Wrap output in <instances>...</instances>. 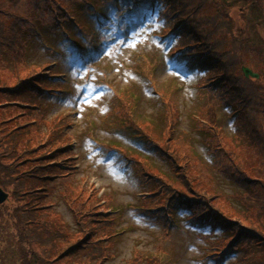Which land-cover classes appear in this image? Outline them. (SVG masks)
<instances>
[{
    "label": "trees",
    "instance_id": "1",
    "mask_svg": "<svg viewBox=\"0 0 264 264\" xmlns=\"http://www.w3.org/2000/svg\"><path fill=\"white\" fill-rule=\"evenodd\" d=\"M97 4L113 11L115 29H121L143 10L162 21L158 31L169 46L168 62L176 60L201 72L193 85L195 97L201 100L205 94V103L198 106L204 116L197 122L198 133L213 155V166L252 193L241 196L247 212L242 216L221 202L220 193L206 186L208 168L199 161L180 126L179 87L170 90L168 79L160 83L154 80V68L166 65L164 60H155L151 71L134 67L143 78L141 82L152 89L148 100L155 109L142 102L145 98L132 84L115 89L112 99L116 104L98 124L137 146L104 143L109 151L130 162L140 179L137 211L163 228L182 214L204 240L201 257L208 264H264V84L262 74L254 70L264 66V0H0V70H14L0 77V98L6 97L0 101V108L21 109L16 114L0 110V186L8 192L0 204V248L18 251L22 264H105L110 259L109 234L116 225L100 210L106 197L90 183L93 191L81 200L63 178L71 177L70 182L78 187L90 180L79 176L80 155L74 150L78 137L64 130L73 123L56 115L48 125L51 119L40 108L42 98L58 97L63 90L65 80L54 70L61 64L53 59L39 64L25 62L29 38L40 27L63 31L76 58L73 44L92 42L87 35H92L93 23L87 26L93 16L88 14H93ZM232 5L239 6V20L230 12ZM88 8L82 29L77 18L83 14L77 11ZM251 15L256 39L247 32ZM47 40L58 42L63 37L51 34ZM45 48L60 56L64 52L48 43ZM242 65H250L258 77H245ZM30 115L28 121L17 122ZM110 115L116 121L111 122ZM225 116L232 123L231 132L226 131ZM84 122L92 136L93 120L86 117ZM8 124H12L9 131ZM31 126L37 135L31 136ZM150 156L159 158L165 168L152 162ZM54 178L63 179L58 195L50 194L49 181ZM59 200L73 212L72 231L56 210ZM52 212L61 217L62 230ZM65 224L71 232L65 231ZM134 263L158 261L146 257Z\"/></svg>",
    "mask_w": 264,
    "mask_h": 264
},
{
    "label": "rangeland",
    "instance_id": "2",
    "mask_svg": "<svg viewBox=\"0 0 264 264\" xmlns=\"http://www.w3.org/2000/svg\"><path fill=\"white\" fill-rule=\"evenodd\" d=\"M240 3L243 5L242 1ZM237 8L239 6L232 5L230 12L233 17L239 20L237 18ZM89 11L90 8L85 11H77V13L83 14L77 18L82 29L85 28V25L82 24V19L83 17L87 18ZM148 13L149 11L145 12L143 10L141 14L134 16L131 22L121 29H115L113 24H115L114 22L117 19L113 11L102 8V4H97V8L93 9V14H88L90 17L93 16V19H88L89 26H87L88 29L93 23L92 35L84 33L88 34L87 39H92V42L86 43L83 41L73 44L77 52L76 59H74L75 54L71 53L70 41H65L64 36L66 34L63 31L58 32L52 28L48 30L46 27L36 28L37 31L28 41L27 61L25 59V62L28 64H39L40 62L53 59L61 64L60 69L55 68L54 70L59 73L61 80H65V85L62 87L63 90L58 97L46 96L42 98L40 100V108L51 119L47 121L48 125L53 123L54 120L52 118L56 115L61 116L60 118L71 119L73 123L70 126H64V130L74 133L73 135L78 137V142L80 143L77 142L75 144L74 150L80 155V159L77 160L81 168L79 176L86 175L90 178L86 184L81 181L80 184H85V186L81 187L80 185L78 187L70 182L71 177H63L66 178L64 179L65 182L71 184L74 195L80 194V199H84L93 191L91 190L92 184H89L94 183L99 195L102 196L104 194L103 196L106 197L100 210L103 209V211L107 212L105 219H114L116 227L115 231L109 234L110 237L106 235L111 241L110 246L107 247L111 256L109 260L105 261V264H135L134 262L137 260L139 261V259L146 257L157 258V264H208L201 257L204 240L196 234V228L192 227L181 214L173 218V222L169 227L163 228L157 222L145 218L141 214L140 209L139 212L137 211L138 209L136 208L140 207L138 197H140V189H142L139 186L140 179L134 169L132 170L118 153L113 150L109 151L104 143L116 141L134 148H137V146L131 141L126 142L122 135L103 129L98 125L100 124V117H103L107 111L112 110V107L116 104L115 100L112 99L114 89L117 90L135 84L139 91L138 95L145 98L142 102L146 103L150 107L149 109H155L148 100L151 96V89L141 82L143 78L134 67L151 71L155 67V60L166 61L165 66H156L157 68H154V80L160 83V81L168 79L170 90H173L175 86L179 87L180 126L186 131L184 134L183 132L180 133L183 134L188 142L192 143L199 161L203 162L208 168L206 186L222 195L220 196L221 202L226 204L227 208L236 211V214L246 215L247 212L241 203V196L243 194H252L251 189H247L233 181L228 174L214 167L212 153L207 152L208 147L200 140L201 136L198 133L200 126H198L197 122L200 123L204 116L200 114L198 106L202 101V103H205V94H202L201 100H199V98L195 97L193 85L201 75V72L192 67H186L176 60L168 62L166 51L169 46L166 37L162 39L158 31L162 21L151 17ZM252 16L249 19L247 18V25H249L247 32L252 38L256 39L257 30L254 29L255 26L251 22ZM242 19H240V22ZM262 25L264 26V23ZM66 33L68 35L71 34V30ZM51 34L63 37V40H58V42L47 40ZM262 35L264 36V33ZM46 43L60 52L64 50L62 56L54 54L56 52L53 53L50 49L49 51L53 54L47 52ZM82 48L84 49L83 51ZM259 62L262 63L261 60ZM245 66L251 67L250 65ZM254 70L262 74V84H264V66ZM13 71V68L1 69L0 77L6 73L13 74ZM174 75L178 76V79L171 78ZM84 97H88L87 102H85ZM4 99L6 97L2 96L0 101L2 102ZM3 107L0 110L9 109L13 114L21 112V109L17 107ZM217 113L220 115L222 112L217 110ZM198 114L201 115L200 118H196ZM86 117L93 120V129L90 131L92 136H89L87 130L89 127L84 122ZM222 117H224L223 114ZM30 118L31 115L22 116L17 119V122L28 121ZM225 118V127L227 128L225 130L228 132L233 131L230 118L227 116ZM108 119L111 122L116 121L114 115H110ZM222 123L223 119L220 125ZM107 126L109 129H113L111 125ZM11 127L12 124H8L7 130ZM35 135L37 133L34 131V126H31V136ZM42 135L43 133L40 136ZM150 157L152 162L165 168L159 158ZM148 166L150 167V162ZM62 180L61 178H54L49 181L51 195H58ZM9 203L11 205V200ZM56 210L61 212L68 224V228L72 231L74 229L73 212L69 205L59 200ZM55 214V212H52L55 223L62 230L61 217ZM68 228L65 224V231L71 232ZM102 232L100 231V233ZM72 233H74V236L76 235L75 232ZM253 251L259 250L253 248ZM0 260V264H22L19 261L18 251L13 248H0ZM140 262L143 261L141 260Z\"/></svg>",
    "mask_w": 264,
    "mask_h": 264
},
{
    "label": "water",
    "instance_id": "3",
    "mask_svg": "<svg viewBox=\"0 0 264 264\" xmlns=\"http://www.w3.org/2000/svg\"><path fill=\"white\" fill-rule=\"evenodd\" d=\"M243 74L245 76H253V77H257L258 74L254 73L250 68L246 67V66H242L241 67ZM7 198V193L0 187V204Z\"/></svg>",
    "mask_w": 264,
    "mask_h": 264
},
{
    "label": "snow or ice",
    "instance_id": "4",
    "mask_svg": "<svg viewBox=\"0 0 264 264\" xmlns=\"http://www.w3.org/2000/svg\"><path fill=\"white\" fill-rule=\"evenodd\" d=\"M84 100H85V102H87V100H88V97H84Z\"/></svg>",
    "mask_w": 264,
    "mask_h": 264
}]
</instances>
